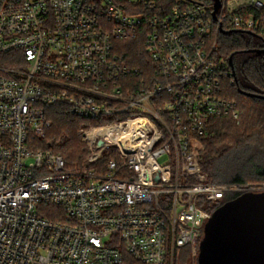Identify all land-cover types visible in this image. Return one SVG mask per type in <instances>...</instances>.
Wrapping results in <instances>:
<instances>
[{
    "label": "built area",
    "instance_id": "2783aa9c",
    "mask_svg": "<svg viewBox=\"0 0 264 264\" xmlns=\"http://www.w3.org/2000/svg\"><path fill=\"white\" fill-rule=\"evenodd\" d=\"M220 3L214 17V0H0V264H174L185 246L197 256L211 209L249 192L201 168L212 123L239 117L217 40L264 36V0ZM141 34L150 88L129 87L140 71L119 50ZM55 105L95 123L80 131L93 150L81 168L33 148ZM111 149L119 159L99 166Z\"/></svg>",
    "mask_w": 264,
    "mask_h": 264
},
{
    "label": "trees",
    "instance_id": "16d2710c",
    "mask_svg": "<svg viewBox=\"0 0 264 264\" xmlns=\"http://www.w3.org/2000/svg\"><path fill=\"white\" fill-rule=\"evenodd\" d=\"M217 43L219 55L226 60L232 58L233 83L227 82L229 88H235L238 94L237 99L244 97L241 92L257 96L247 97L254 107L246 113L249 112L248 117L258 114L257 116L264 125V55H257L253 52L264 49V36L231 32L219 35ZM119 50L126 56L130 67L139 69L141 76L134 79L138 85L139 82L144 81L145 87L150 88L154 83L159 82L155 67L149 60L144 34H141L135 41L120 42ZM231 98L234 97L231 96ZM45 113L52 125L44 138H32L33 148L36 150L59 154L53 150L59 152L68 141L71 143L77 140L75 135L79 125H85V128L95 125L92 121L80 119L68 107L61 105L49 106ZM254 119L244 118L239 126L232 123L231 118H220L212 123L207 137L202 141L204 150L201 152V168L210 182L241 185L246 184L248 179L264 180V126L262 125L263 130L262 127H257ZM253 122L255 124H252ZM64 133L69 138H65L64 142H59L58 137ZM47 135L50 136L48 140ZM70 153L73 154V151L71 150ZM117 158L118 153L115 149L108 150L99 166L105 168L110 160H117ZM240 195L242 193L239 192L228 194L224 204L235 200ZM53 209L45 210L48 212ZM217 209L212 208V213ZM43 215L54 220L48 214ZM203 239L204 231L197 246V264H199L200 244ZM125 262H129L127 257Z\"/></svg>",
    "mask_w": 264,
    "mask_h": 264
},
{
    "label": "water",
    "instance_id": "95a60500",
    "mask_svg": "<svg viewBox=\"0 0 264 264\" xmlns=\"http://www.w3.org/2000/svg\"><path fill=\"white\" fill-rule=\"evenodd\" d=\"M215 11L221 7L214 0ZM223 34L231 32L221 31ZM264 55V49L253 51ZM232 68V58L229 59ZM255 98L256 95L241 92ZM103 143H98L101 146ZM199 264H264V191L245 192L219 207L207 222Z\"/></svg>",
    "mask_w": 264,
    "mask_h": 264
},
{
    "label": "rangeland",
    "instance_id": "374dc122",
    "mask_svg": "<svg viewBox=\"0 0 264 264\" xmlns=\"http://www.w3.org/2000/svg\"><path fill=\"white\" fill-rule=\"evenodd\" d=\"M129 87L131 86H137V81L132 80L130 81ZM225 93L227 95V97L231 100H233L234 102H236L237 105V109L239 112V117L236 120H232V123H234L235 125H240L241 122L244 120V118H248L249 120H251L252 118H255V122H256V126L257 127H262V121L261 119L257 116V115H251V117H248V113H246V111H248L250 108H253L254 106L251 105V103L249 102V100L247 99L246 96L242 97V99H237L236 97H238L237 91L235 90L234 87L229 88L228 83L225 82ZM234 97V98H231ZM252 124H255L254 122ZM264 126V125H263ZM53 127V126H52ZM85 128V125H79L78 126V130L77 133L75 135V137L77 138V140L69 143V141L67 142L66 145H64L65 147L60 150L59 152L57 150H53L57 153H59L60 155H63L66 158V161L68 163V166L70 168H81L86 164L87 158L89 157V155L93 152V150L89 149L83 142L80 136V131ZM88 129V128H85ZM263 130V127H262ZM264 134V131H263ZM50 136L47 135V140L49 139ZM64 138V139H63ZM65 138H69L68 135L66 133L61 134V136L58 137L57 140H59V142H64ZM71 138V137H70ZM73 151V154L70 153L71 150ZM69 150V151H68ZM86 150V151H85ZM204 150V143L202 142L200 145V148L198 150L200 158H201V152ZM85 151V152H84ZM119 158H117L118 160ZM165 158L162 159L160 161V163H164ZM234 185H238V184H234ZM240 187L241 190L244 191H252V192H262L264 191V180H254V179H248L246 184H241L238 185ZM239 193H245V192H239ZM170 264V258L168 259ZM174 264H197V256L193 257L192 256V250L190 246H185L183 248L178 249V251L176 252L175 255V260H174Z\"/></svg>",
    "mask_w": 264,
    "mask_h": 264
}]
</instances>
